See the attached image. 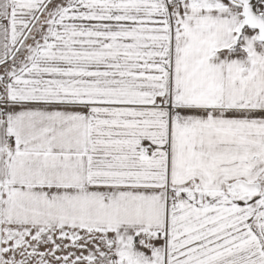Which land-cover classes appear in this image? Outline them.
<instances>
[{"label":"snow or ice","instance_id":"1","mask_svg":"<svg viewBox=\"0 0 264 264\" xmlns=\"http://www.w3.org/2000/svg\"><path fill=\"white\" fill-rule=\"evenodd\" d=\"M0 264H264V0H0Z\"/></svg>","mask_w":264,"mask_h":264}]
</instances>
